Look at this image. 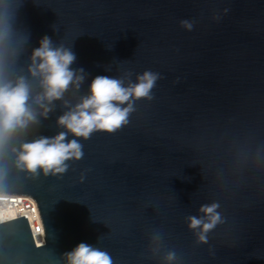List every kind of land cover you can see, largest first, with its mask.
<instances>
[{
    "label": "water",
    "instance_id": "95a60500",
    "mask_svg": "<svg viewBox=\"0 0 264 264\" xmlns=\"http://www.w3.org/2000/svg\"><path fill=\"white\" fill-rule=\"evenodd\" d=\"M0 79L23 78L38 123L0 151V194L32 197L45 230L37 246L27 216L0 223V264H66L81 242L113 264H264V0H11ZM193 23L191 30L180 21ZM83 68L44 108L32 51L43 36ZM160 74L153 100L135 104L115 134L94 133L84 156L57 175L17 164L20 145L66 131L58 118L97 75ZM69 140L74 137L69 134ZM218 203L221 222L198 242L189 216ZM169 252L175 259H166Z\"/></svg>",
    "mask_w": 264,
    "mask_h": 264
},
{
    "label": "clouds",
    "instance_id": "9594fccd",
    "mask_svg": "<svg viewBox=\"0 0 264 264\" xmlns=\"http://www.w3.org/2000/svg\"><path fill=\"white\" fill-rule=\"evenodd\" d=\"M11 0H0V44H4L13 31L14 13L10 8ZM181 26L191 30L193 23L180 21ZM76 55L63 44L54 45L45 35L39 46L32 51L33 77L39 76L42 93L34 103L44 108L41 113L45 118L51 104L63 98L64 93L74 86L79 89L85 79L83 68L73 69ZM125 77L97 75L89 84L88 94L78 104L58 118V125L66 131L54 137L41 136L20 145L17 164L30 174L57 175L68 170V161L80 160L84 156L80 139L88 140L96 132L115 134L129 124V118L136 111L135 104L140 100H153V89L161 76L157 72L146 70L136 75L133 82L131 72ZM30 88L23 78L15 82L0 79V151H2L21 131L38 123L36 112L29 105ZM71 134L74 138L69 140ZM218 203L202 205L199 209L202 217L189 216V228L200 229L196 233L198 242L207 243V233L221 222L217 211ZM66 264H113L111 255L93 245L81 242L72 250L63 253ZM166 259H175V253L169 252Z\"/></svg>",
    "mask_w": 264,
    "mask_h": 264
},
{
    "label": "built area",
    "instance_id": "2783aa9c",
    "mask_svg": "<svg viewBox=\"0 0 264 264\" xmlns=\"http://www.w3.org/2000/svg\"><path fill=\"white\" fill-rule=\"evenodd\" d=\"M0 210L11 212L13 218L7 222L27 216L33 239L37 246L45 243V230L36 201L29 196L0 194Z\"/></svg>",
    "mask_w": 264,
    "mask_h": 264
},
{
    "label": "bare ground",
    "instance_id": "6f19581e",
    "mask_svg": "<svg viewBox=\"0 0 264 264\" xmlns=\"http://www.w3.org/2000/svg\"><path fill=\"white\" fill-rule=\"evenodd\" d=\"M12 218H13V214L11 212L0 210V222L6 221Z\"/></svg>",
    "mask_w": 264,
    "mask_h": 264
}]
</instances>
